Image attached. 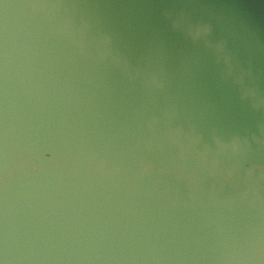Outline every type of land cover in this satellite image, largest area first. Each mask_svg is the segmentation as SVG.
<instances>
[{
  "label": "clouds",
  "instance_id": "1",
  "mask_svg": "<svg viewBox=\"0 0 264 264\" xmlns=\"http://www.w3.org/2000/svg\"><path fill=\"white\" fill-rule=\"evenodd\" d=\"M0 264H264V0H0Z\"/></svg>",
  "mask_w": 264,
  "mask_h": 264
}]
</instances>
